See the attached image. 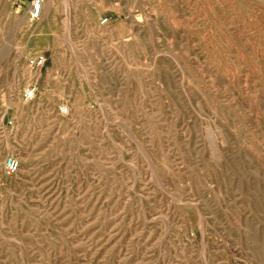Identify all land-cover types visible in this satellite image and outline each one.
<instances>
[{"label": "rangeland", "instance_id": "obj_1", "mask_svg": "<svg viewBox=\"0 0 264 264\" xmlns=\"http://www.w3.org/2000/svg\"><path fill=\"white\" fill-rule=\"evenodd\" d=\"M57 1L0 0V264H264V0Z\"/></svg>", "mask_w": 264, "mask_h": 264}, {"label": "bare ground", "instance_id": "obj_2", "mask_svg": "<svg viewBox=\"0 0 264 264\" xmlns=\"http://www.w3.org/2000/svg\"><path fill=\"white\" fill-rule=\"evenodd\" d=\"M69 2H70V0H66V5H67V7L69 8ZM162 3V2H161ZM58 1L57 0H45V2H44V5H43V12H42V18H38L39 20L36 22V23H34L31 19H34V18H32L29 14H28V12L26 11L25 12V14H23V15H21V16H17V19H18V21L22 24V23H26L27 25H29V26H31L32 28H37L38 27V25H39V23L41 22V20L44 18V16H47V17H51V12H52V9H54L55 7H57L58 5ZM182 5V4H181ZM132 6V5H131ZM129 8V7H128ZM184 8V7H183ZM68 10V9H67ZM79 10V9H78ZM73 12V11H72ZM132 14V13H131ZM134 14V13H133ZM132 14V15H133ZM134 16V15H133ZM142 16V15H141ZM141 18V17H140ZM66 19V18H65ZM69 20H71V19H69ZM136 21V20H135ZM71 22V21H70ZM64 24H66V23H64ZM69 24V23H68ZM175 25V24H174ZM182 25V24H181ZM103 26V25H102ZM176 26V25H175ZM66 27H69V26H66ZM65 27V28H66ZM140 27V26H139ZM151 28H152V26H150ZM134 28V27H133ZM246 28V27H245ZM103 29V28H102ZM141 29V28H140ZM112 30V29H111ZM131 30V29H130ZM141 31V30H140ZM100 33V32H99ZM99 35V34H98ZM70 38V37H69ZM131 38V37H130ZM125 39H128V38H125ZM116 48V47H115ZM76 54V56H78V53L76 52L75 53ZM121 54V53H120ZM36 68V69H35ZM23 72L25 73V74H27V76L29 77V85H28V87L27 88H35L36 89V93H37V85H36V83H35V81H36V79H38V78H40V76H41V67H32V66H30V65H28L27 66V68H24L23 69ZM23 73V74H24ZM253 80V79H252ZM233 81V80H232ZM244 82V81H243ZM230 84V83H229ZM167 86V85H166ZM169 86V85H168ZM165 87V86H164ZM248 87V86H247ZM166 89H167V87H165ZM264 88V87H263ZM170 89V88H169ZM246 89V88H245ZM248 90V89H247ZM168 91V90H167ZM170 91H171V89H170ZM169 91V92H170ZM238 92V91H237ZM258 93V92H257ZM172 94V93H171ZM173 95V94H172ZM238 95V94H237ZM23 96H24V94H23ZM244 97V96H243ZM261 97V96H260ZM127 98V97H126ZM229 99H231V98H229ZM179 100V99H178ZM215 100V99H214ZM26 101H29V100H26ZM111 101V100H110ZM240 101V100H239ZM248 101V100H247ZM250 101H252V100H250ZM126 102V101H125ZM241 102V101H240ZM11 103H13V104H15L17 107H18V110H21V111H24L25 113H27V111H28V106H27V104H26V102H24V100H22V97H21V94L17 91L15 94H14V97H12L11 98V102H10V105H12ZM106 103V102H105ZM213 103H214V101H213ZM250 103V102H249ZM77 104L79 105L80 104V102L79 101H77ZM127 104V103H126ZM215 104V103H214ZM220 104V103H219ZM106 105V104H105ZM116 106V105H115ZM127 106V105H126ZM110 107V106H109ZM246 107V106H245ZM262 107V106H261ZM111 108V107H110ZM260 108V107H259ZM127 109H128V107H127ZM202 109V108H201ZM258 109V108H257ZM111 110H112V108H111ZM113 111V110H112ZM233 111V110H232ZM198 112V111H197ZM248 112V111H247ZM253 112V111H252ZM249 113V112H248ZM247 113V114H248ZM251 114V113H250ZM253 116V115H252ZM81 117V116H80ZM254 118V117H253ZM207 119V118H206ZM227 119V118H226ZM240 119V118H239ZM256 119V118H255ZM255 119H254V121H255ZM201 120V119H200ZM244 120V119H243ZM251 120V119H250ZM252 121H253V119H252ZM255 123H257V122H255ZM244 124V123H243ZM220 125V124H219ZM207 127V126H206ZM218 128H220V127H218ZM210 129H211V127H210ZM209 128H208V131L210 130ZM213 129V128H212ZM211 129V130H212ZM249 129V128H248ZM260 130V129H259ZM14 131V130H13ZM203 131V130H202ZM207 131V132H208ZM213 131V130H212ZM220 132L221 131H223V130H221V128H220V130H219ZM225 131V130H224ZM209 133V132H208ZM216 133V132H215ZM218 133V132H217ZM222 133V132H221ZM8 134V133H7ZM233 134H235V133H233ZM10 135H12V134H10ZM213 135V134H212ZM216 135V134H215ZM218 135V134H217ZM212 137V136H211ZM229 137V136H228ZM227 137V138H228ZM230 137H232V136H230ZM10 138V137H9ZM208 138V137H207ZM208 139H210V138H208ZM212 139V138H211ZM16 140V139H15ZM230 140H232L231 138H230ZM209 142V141H208ZM210 142H211V140H210ZM213 142V141H212ZM140 144V143H139ZM209 144V143H208ZM211 144H214V143H211ZM210 144V145H211ZM216 144V143H215ZM227 144V143H226ZM225 144V145H226ZM217 145V144H216ZM216 145H213V146H215V147H218V146H216ZM219 145V144H218ZM212 146V147H213ZM231 146V145H230ZM212 147H211V149H212ZM215 147H214V149H212V150H210L211 152H212V154H213V150H214V152H215V157H217V158H222V157H220L221 156V154L223 155V152L221 153V150L219 149V148H217L216 150H215ZM226 147H228V146H226ZM242 149L243 148H241V151H242ZM244 150V149H243ZM245 151V150H244ZM246 152V151H245ZM245 152H244V154H245ZM256 153V152H255ZM252 154V153H251ZM264 154V153H263ZM2 155V154H1ZM210 155V154H209ZM212 155V156H213ZM256 155V154H255ZM252 156V155H251ZM21 157V156H20ZM24 157H26V156H24ZM23 157V158H24ZM214 157V158H215ZM22 158V159H23ZM27 158V157H26ZM211 158V157H210ZM213 159V158H212ZM216 160V159H215ZM218 160H220V159H217L216 161H218ZM222 160V159H221ZM251 162V161H250ZM260 165H261V163H260ZM249 166H251V165H249ZM264 167V166H263ZM22 168V166H20V168L19 169H21ZM255 168V167H254ZM26 171V170H25ZM258 171V170H257ZM256 174V173H255ZM259 175V174H258ZM263 174H261V176H262ZM257 176V175H256ZM264 176V175H263ZM22 178V177H21ZM256 178V177H255ZM259 178V177H258ZM263 178V177H262ZM259 182V181H258ZM264 186V185H263ZM201 214V213H200ZM255 222V221H254ZM253 222V223H254ZM256 223V222H255ZM257 226V225H256ZM255 227V226H254ZM256 228V227H255ZM256 229H258V228H256ZM260 230V229H259ZM256 231V230H255ZM253 234V233H252ZM257 234H258V232H257ZM260 236H261V234H260ZM259 236V237H260ZM256 242V241H255ZM254 247V246H253ZM258 248H261V247H259L258 246ZM256 249V248H255ZM255 251V250H254ZM258 252H260V251H258ZM259 255V254H258Z\"/></svg>", "mask_w": 264, "mask_h": 264}, {"label": "built area", "instance_id": "obj_3", "mask_svg": "<svg viewBox=\"0 0 264 264\" xmlns=\"http://www.w3.org/2000/svg\"><path fill=\"white\" fill-rule=\"evenodd\" d=\"M45 0H31L30 5L27 9L28 14L34 18L38 19L42 12H43V5ZM46 62V57L44 54L35 55L30 57L29 59V65L32 67H43ZM36 94L35 88H26L24 90V96L26 99H32ZM62 113H69L70 109L68 106H64L61 109ZM20 168V160L16 155L9 154L6 156L4 160V173L7 175H13L15 174Z\"/></svg>", "mask_w": 264, "mask_h": 264}, {"label": "crops", "instance_id": "obj_4", "mask_svg": "<svg viewBox=\"0 0 264 264\" xmlns=\"http://www.w3.org/2000/svg\"><path fill=\"white\" fill-rule=\"evenodd\" d=\"M21 1H24V0H21Z\"/></svg>", "mask_w": 264, "mask_h": 264}]
</instances>
